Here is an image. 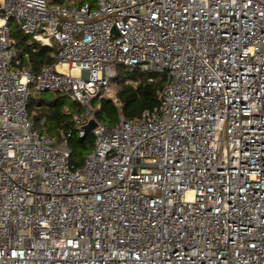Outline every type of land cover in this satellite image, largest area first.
Instances as JSON below:
<instances>
[{
    "label": "built area",
    "instance_id": "built-area-1",
    "mask_svg": "<svg viewBox=\"0 0 264 264\" xmlns=\"http://www.w3.org/2000/svg\"><path fill=\"white\" fill-rule=\"evenodd\" d=\"M10 21L54 63L20 66ZM119 68L164 83L108 126ZM47 91L81 108L60 141L28 112ZM0 264H264V0H0Z\"/></svg>",
    "mask_w": 264,
    "mask_h": 264
},
{
    "label": "trees",
    "instance_id": "trees-1",
    "mask_svg": "<svg viewBox=\"0 0 264 264\" xmlns=\"http://www.w3.org/2000/svg\"><path fill=\"white\" fill-rule=\"evenodd\" d=\"M65 0H52L53 3H63ZM84 2L88 0H75ZM11 22V21H10ZM9 22V25H10ZM11 37L15 40V58L20 60V66H28L33 74L38 73L43 67L54 63V56L57 52L56 46L44 47L36 41H28L27 36L20 35L19 31L10 30ZM27 54V59L23 58V54ZM154 77L155 75L152 74ZM147 74L135 73L131 77H121L118 73L114 78L117 85L116 97L119 106H116L110 97H97L93 100L96 107L95 118L98 122L114 126L117 124L118 115L121 113L126 119L134 120L140 116L144 109L151 108L157 104L156 91L162 87L164 83L163 76L156 78L152 83H147ZM138 79L139 83L136 87L132 85V80ZM63 97V96H62ZM58 101L45 102L37 96H30L28 102V112L31 115L32 108L34 114L31 115L34 127L48 134L51 128L62 129V135L72 129L70 114L79 112L80 106L73 103L69 109H64ZM39 125L42 128H38ZM62 135L57 133L56 141L62 139ZM70 149L69 161L74 166H79L85 155L91 152L94 145V137L90 131L84 136L78 137L71 135L67 139Z\"/></svg>",
    "mask_w": 264,
    "mask_h": 264
},
{
    "label": "rangeland",
    "instance_id": "rangeland-1",
    "mask_svg": "<svg viewBox=\"0 0 264 264\" xmlns=\"http://www.w3.org/2000/svg\"><path fill=\"white\" fill-rule=\"evenodd\" d=\"M50 2H52V0H49ZM89 3L94 4L96 2V0H88ZM9 29L16 32L19 31L20 35L22 36H27L28 41H33L31 39V37L29 35L24 34L19 27L16 25V23L14 21L10 22L9 25ZM118 74L121 77H131L132 74L126 69V68H119L118 69ZM114 90H117V85L115 84L114 81L111 82V87L108 91V96H112L114 93ZM31 96H37L41 99H43L45 102H52V101H58L57 104H60L64 107V109H69V106H72L73 103H71V100L65 97H62L60 94L56 93V92H35L34 94H32ZM34 114V108H32V113L31 115ZM38 128H42L40 125ZM62 129H57V127L55 128H51L48 132L49 137H51L52 139L55 140L57 133H60V135H62ZM63 136V135H62Z\"/></svg>",
    "mask_w": 264,
    "mask_h": 264
},
{
    "label": "water",
    "instance_id": "water-1",
    "mask_svg": "<svg viewBox=\"0 0 264 264\" xmlns=\"http://www.w3.org/2000/svg\"><path fill=\"white\" fill-rule=\"evenodd\" d=\"M95 127V122L94 121H90L88 124H87V129L88 130H91Z\"/></svg>",
    "mask_w": 264,
    "mask_h": 264
}]
</instances>
